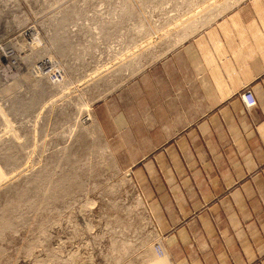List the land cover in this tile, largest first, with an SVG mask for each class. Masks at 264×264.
I'll return each mask as SVG.
<instances>
[{
	"label": "rangeland",
	"instance_id": "374dc122",
	"mask_svg": "<svg viewBox=\"0 0 264 264\" xmlns=\"http://www.w3.org/2000/svg\"><path fill=\"white\" fill-rule=\"evenodd\" d=\"M178 1L0 0V264L156 261L142 192L91 120L175 47Z\"/></svg>",
	"mask_w": 264,
	"mask_h": 264
},
{
	"label": "crops",
	"instance_id": "0c3cea01",
	"mask_svg": "<svg viewBox=\"0 0 264 264\" xmlns=\"http://www.w3.org/2000/svg\"><path fill=\"white\" fill-rule=\"evenodd\" d=\"M176 6L175 47L100 101L94 123L162 236L164 260L145 264H264V0Z\"/></svg>",
	"mask_w": 264,
	"mask_h": 264
},
{
	"label": "built area",
	"instance_id": "2783aa9c",
	"mask_svg": "<svg viewBox=\"0 0 264 264\" xmlns=\"http://www.w3.org/2000/svg\"><path fill=\"white\" fill-rule=\"evenodd\" d=\"M240 99L242 103L244 104L246 109H251L256 106V99L252 93L251 90L246 89L243 92L240 93ZM154 250L156 252V255L158 257H162L165 253L163 245L161 243H158L155 245Z\"/></svg>",
	"mask_w": 264,
	"mask_h": 264
},
{
	"label": "bare ground",
	"instance_id": "6f19581e",
	"mask_svg": "<svg viewBox=\"0 0 264 264\" xmlns=\"http://www.w3.org/2000/svg\"><path fill=\"white\" fill-rule=\"evenodd\" d=\"M16 45V44H15ZM20 45H22V44H20ZM18 46L19 48H21L22 46ZM26 56V55H25ZM29 56V55H28ZM27 57V56H26ZM25 60V57H23V61ZM49 67H52V66H49V65H47V66H45V67H42L41 68V70H43L44 71V75H46V77H47V73H45V70H47ZM52 69V68H51ZM49 75V74H48ZM48 78V77H47ZM38 91V90H37ZM31 100V99H30ZM31 104H32V102H31ZM30 106V105H29ZM90 116V115H89ZM82 120V119H81ZM90 120V118L89 117H87V118H84V120H82L81 122H82V124H87V121H89ZM92 122H94V120H91ZM90 121V122H91ZM91 122V123H92ZM96 125V124H95ZM87 127V126H86ZM98 130V129H97ZM71 131V130H70ZM23 145V144H22ZM28 145V144H27ZM106 147V146H105ZM24 148V147H23ZM107 148V147H106ZM69 180V179H68ZM55 183V182H54ZM62 184V183H61ZM60 186V185H59ZM65 189V188H64ZM68 189V188H67ZM58 192V191H57ZM65 192V191H64ZM51 193V192H50ZM53 193H55L54 191L51 193L52 194V197H54L53 196ZM55 195H57V194H55ZM139 203V202H138ZM154 256H155V258L156 259H159V261L162 259V260H164L163 258L165 257V253H164V255L162 256V257H158L156 254H154Z\"/></svg>",
	"mask_w": 264,
	"mask_h": 264
}]
</instances>
